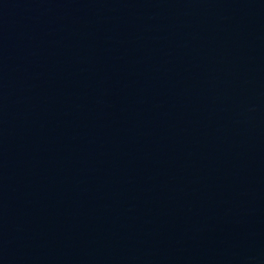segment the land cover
<instances>
[{"label":"water","instance_id":"obj_1","mask_svg":"<svg viewBox=\"0 0 264 264\" xmlns=\"http://www.w3.org/2000/svg\"><path fill=\"white\" fill-rule=\"evenodd\" d=\"M0 264H264V0H0Z\"/></svg>","mask_w":264,"mask_h":264}]
</instances>
